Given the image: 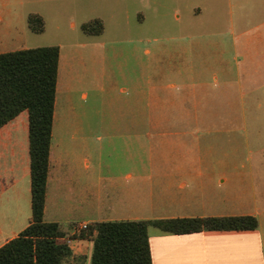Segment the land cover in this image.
Returning <instances> with one entry per match:
<instances>
[{
    "label": "crops",
    "instance_id": "0c3cea01",
    "mask_svg": "<svg viewBox=\"0 0 264 264\" xmlns=\"http://www.w3.org/2000/svg\"><path fill=\"white\" fill-rule=\"evenodd\" d=\"M27 29L30 30L28 24ZM23 31L15 27L0 30V49L6 47L3 36L15 35L19 41L24 37ZM176 38L178 41L174 42ZM181 39L171 36L167 39L169 43L144 50L145 65L135 46L126 55L121 49L113 48L112 60L102 61L103 78L110 92L108 112L115 118L126 117L129 122L109 126L107 145L113 146L111 139L119 137L131 138L133 147L136 138L139 145L142 116L139 95L144 82L155 104L148 114L152 118L150 129L157 135L155 145L160 146L164 140L166 148L177 154L144 161L133 156L94 164L91 137L87 135L89 127L58 125L63 114L58 111L57 101L67 99L69 90L64 78L72 75V56L63 57L60 52L44 221L58 223L69 237L80 224L104 221L252 215L258 218L257 230L174 235L150 228L152 264H264L263 213L252 198V164L231 157L214 159L181 154L185 148L183 140L174 135L179 132L169 129L168 118L198 116L197 110L157 107L164 97L169 98L173 91L190 84H204L208 79L229 83L234 78L237 67L222 58L231 42H227V47L223 44L215 48L216 59L210 64L201 62L198 49L193 51ZM258 40L261 48L262 42ZM232 45L235 50L234 41ZM7 52L10 51L0 50V54ZM130 88L138 95L136 103L132 97L133 108H116L115 101L129 100L125 96ZM87 96V92L82 93L84 99ZM67 114L72 118V107ZM20 131L24 138L16 141L14 133ZM72 144L75 147L71 148ZM177 150H181L180 155ZM31 214L28 119L23 112L0 129V247L28 226Z\"/></svg>",
    "mask_w": 264,
    "mask_h": 264
},
{
    "label": "rangeland",
    "instance_id": "374dc122",
    "mask_svg": "<svg viewBox=\"0 0 264 264\" xmlns=\"http://www.w3.org/2000/svg\"><path fill=\"white\" fill-rule=\"evenodd\" d=\"M31 14L42 17V33L27 29ZM0 16V30L11 27L24 30L19 41L15 35L3 36L6 42L3 50L57 46L63 57L72 56V75L64 78L69 95L62 102L57 101L58 111L63 114L58 125L89 127L87 135L91 137L94 164L133 156L144 161L177 155L175 150L166 148L164 140L160 146L155 145L157 135L150 129L152 118L148 115L155 104L144 82L139 95L142 114L139 145L136 138L133 147L131 138L121 137L111 139L113 146L107 145L109 126L129 124L128 118H115L108 112L110 92L103 78L102 61L112 60L113 48L121 49L125 55L131 47L139 48L145 65L144 50L155 44H167L168 38L177 36L182 38L183 45L193 51L198 49L201 62L214 64L215 48L223 44L227 47V42H231L222 56L237 67L229 83L208 79L204 84H190L173 91L169 98L164 97L157 107H184L198 112V116L168 118L169 129L179 132L174 135L181 136L184 143L185 148L177 150L179 155L181 151L193 157H231L252 164L251 193L263 213L264 234V0H0ZM96 19L103 24L102 33H85L82 25ZM154 39L158 42L154 43ZM83 92L88 93L86 99ZM133 96L136 103L138 95L130 88L125 96L129 100L115 101L116 108L132 109ZM71 107L72 118L67 116ZM14 137L20 141L24 133L16 132ZM70 246L75 253L63 264H89V241L76 240Z\"/></svg>",
    "mask_w": 264,
    "mask_h": 264
},
{
    "label": "trees",
    "instance_id": "16d2710c",
    "mask_svg": "<svg viewBox=\"0 0 264 264\" xmlns=\"http://www.w3.org/2000/svg\"><path fill=\"white\" fill-rule=\"evenodd\" d=\"M27 24L32 32H43L41 16L31 14ZM82 29L101 34L103 24L96 19ZM59 57L57 46L0 54V129L26 112L32 209L28 226L0 247V264H63L73 256L71 247L62 241L67 233L58 223L44 221ZM258 227V218L252 215L116 220L88 224L72 239L91 243L89 264H152L150 228L184 235Z\"/></svg>",
    "mask_w": 264,
    "mask_h": 264
},
{
    "label": "built area",
    "instance_id": "2783aa9c",
    "mask_svg": "<svg viewBox=\"0 0 264 264\" xmlns=\"http://www.w3.org/2000/svg\"><path fill=\"white\" fill-rule=\"evenodd\" d=\"M87 225L88 224H80V225L76 226L75 229H74L73 235L74 234H78L81 231L85 230L87 228ZM62 241L66 242L69 246H70L71 243H73V239H71L69 237H66V238L62 239Z\"/></svg>",
    "mask_w": 264,
    "mask_h": 264
}]
</instances>
